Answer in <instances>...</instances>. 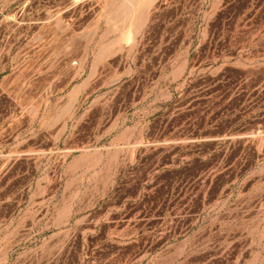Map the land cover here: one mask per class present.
Returning <instances> with one entry per match:
<instances>
[{"label": "rangeland", "instance_id": "rangeland-1", "mask_svg": "<svg viewBox=\"0 0 264 264\" xmlns=\"http://www.w3.org/2000/svg\"><path fill=\"white\" fill-rule=\"evenodd\" d=\"M128 1L0 0L2 60L66 38L49 48L66 55L67 91L53 85L45 122L68 124L52 128L51 154L37 150L36 184L67 185L57 191L66 213L142 225L148 254L131 264H264V8ZM45 209L37 199L20 214Z\"/></svg>", "mask_w": 264, "mask_h": 264}, {"label": "crops", "instance_id": "crops-1", "mask_svg": "<svg viewBox=\"0 0 264 264\" xmlns=\"http://www.w3.org/2000/svg\"><path fill=\"white\" fill-rule=\"evenodd\" d=\"M254 5L253 0V16L264 8L258 6L256 9ZM53 46H66L62 33L58 39H46L38 53L11 54L6 60L0 56V160L13 154L8 165L0 166V224H7L0 225V255L11 257L5 262L0 260V264H131L133 254H148L147 232L142 225L132 227L131 220H125V217H95L77 211L73 213V210L66 213L65 207L58 208L63 195L57 191L67 185L57 189L51 182L40 185L35 182L33 159L37 150L41 148L46 155L51 154L52 128L60 129L68 124L45 122L53 85L56 95L61 96L67 91V58L61 51L59 55H53L49 49ZM53 74L59 75L58 80L53 79ZM9 97L15 99L13 107L4 105V100ZM81 123L75 122L77 126ZM59 136L61 140L64 137L67 140L66 132L61 130ZM109 139L110 144H126L129 138L113 136ZM130 142L138 143L139 140L131 138ZM114 149L121 152L127 146L114 145ZM20 160L22 165L15 166ZM38 189L47 194L36 198ZM37 199L44 203L47 213L20 214L22 206L31 205ZM253 221L252 218V224ZM21 222L31 224L27 232L20 231L16 225ZM105 224L106 230L103 229ZM15 255L21 256L19 262L14 260ZM24 256H27L26 261ZM32 256H35L34 260Z\"/></svg>", "mask_w": 264, "mask_h": 264}, {"label": "bare ground", "instance_id": "bare-ground-1", "mask_svg": "<svg viewBox=\"0 0 264 264\" xmlns=\"http://www.w3.org/2000/svg\"><path fill=\"white\" fill-rule=\"evenodd\" d=\"M128 4H129L130 7H134L136 5L148 6L149 2L147 0H129Z\"/></svg>", "mask_w": 264, "mask_h": 264}]
</instances>
